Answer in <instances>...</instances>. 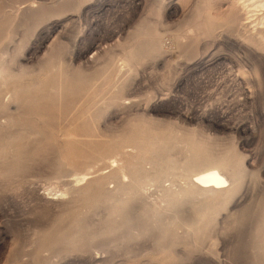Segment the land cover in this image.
I'll use <instances>...</instances> for the list:
<instances>
[{"label": "rangeland", "instance_id": "obj_1", "mask_svg": "<svg viewBox=\"0 0 264 264\" xmlns=\"http://www.w3.org/2000/svg\"><path fill=\"white\" fill-rule=\"evenodd\" d=\"M257 1L0 0V264H264Z\"/></svg>", "mask_w": 264, "mask_h": 264}, {"label": "bare ground", "instance_id": "obj_2", "mask_svg": "<svg viewBox=\"0 0 264 264\" xmlns=\"http://www.w3.org/2000/svg\"><path fill=\"white\" fill-rule=\"evenodd\" d=\"M252 0H250L251 2ZM245 1H243L244 3ZM249 2V1H248ZM247 2V3H248ZM264 2V1H262ZM260 0L257 1V6L264 8V5ZM246 3V5H247ZM252 4V3H251ZM254 4V3H253ZM250 6V5H249ZM248 6V7H249ZM253 6V5H252ZM256 6V2H255ZM254 9V8H253ZM246 10V8H245ZM251 10V9H250ZM249 10V11H250ZM255 10V9H254ZM257 10V9H256ZM260 11V10H259ZM252 12V11H251ZM254 12V11H253ZM247 18V17H246ZM261 34V33H260ZM262 40V34L261 39ZM207 164L204 162L203 166ZM196 186L201 191H219L224 189L228 183L227 178L222 174V172L215 166H206L205 168L198 171L195 175Z\"/></svg>", "mask_w": 264, "mask_h": 264}]
</instances>
